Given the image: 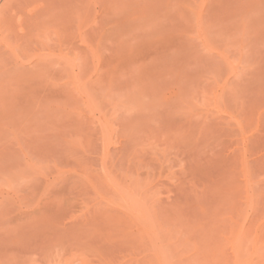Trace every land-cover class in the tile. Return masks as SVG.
<instances>
[{
    "label": "rangeland",
    "instance_id": "1",
    "mask_svg": "<svg viewBox=\"0 0 264 264\" xmlns=\"http://www.w3.org/2000/svg\"><path fill=\"white\" fill-rule=\"evenodd\" d=\"M0 264H264V0H0Z\"/></svg>",
    "mask_w": 264,
    "mask_h": 264
}]
</instances>
